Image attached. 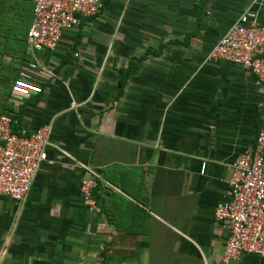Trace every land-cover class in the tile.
I'll use <instances>...</instances> for the list:
<instances>
[{"label": "crops", "instance_id": "crops-1", "mask_svg": "<svg viewBox=\"0 0 264 264\" xmlns=\"http://www.w3.org/2000/svg\"><path fill=\"white\" fill-rule=\"evenodd\" d=\"M247 8L264 28V0H104L54 50L26 52L41 91L5 105L14 132L48 124L49 144L26 198L0 196V264H219L213 208L264 128V85L207 55ZM0 17L24 35L30 0H0ZM89 170L97 211L79 191Z\"/></svg>", "mask_w": 264, "mask_h": 264}, {"label": "built area", "instance_id": "built-area-1", "mask_svg": "<svg viewBox=\"0 0 264 264\" xmlns=\"http://www.w3.org/2000/svg\"><path fill=\"white\" fill-rule=\"evenodd\" d=\"M31 21L24 35L26 52L52 51L64 30L75 28L80 18L98 14L104 0H30ZM210 60H223L248 70L257 85H264V28L257 12L245 9L220 36L209 51ZM41 88L30 71L20 69L8 89V99L20 102L30 92ZM12 118L0 113V196L22 202L34 174L46 161L50 126L43 124L28 133L12 130ZM264 128L253 145L237 155L228 165L227 197L214 205L215 222L228 231L219 264H232L240 254L264 257ZM86 169V168H85ZM79 180L82 202L97 211L93 196L94 172Z\"/></svg>", "mask_w": 264, "mask_h": 264}, {"label": "trees", "instance_id": "trees-1", "mask_svg": "<svg viewBox=\"0 0 264 264\" xmlns=\"http://www.w3.org/2000/svg\"><path fill=\"white\" fill-rule=\"evenodd\" d=\"M1 17H0V23H1ZM1 26V25H0ZM7 30L11 32V36L9 33H7ZM16 32L15 31V26L10 27L7 29L5 28L4 31L0 29V64H1V57L4 55L10 56L11 58H14V62L11 63L5 70L0 69V82H9L10 80L12 81L16 76L19 71V65L25 61H27L26 56V51H25V44H24V39L21 37H16ZM24 44V45H23ZM146 54V53H144ZM129 69L124 70H118L119 73L126 72ZM122 84L121 78L118 81V87L120 88ZM8 97V90L6 92L3 89H0V111L3 113H6L8 115L9 111H7V107L5 105V101ZM11 116V115H10ZM12 120L13 117L11 116ZM12 130L13 129V124H12ZM96 186H97V181H96ZM94 193V190H93Z\"/></svg>", "mask_w": 264, "mask_h": 264}, {"label": "rangeland", "instance_id": "rangeland-1", "mask_svg": "<svg viewBox=\"0 0 264 264\" xmlns=\"http://www.w3.org/2000/svg\"><path fill=\"white\" fill-rule=\"evenodd\" d=\"M7 83L9 84V82H6V81L2 82V83L0 82V88L3 89L5 92H6L7 88H8L7 87L8 86Z\"/></svg>", "mask_w": 264, "mask_h": 264}]
</instances>
